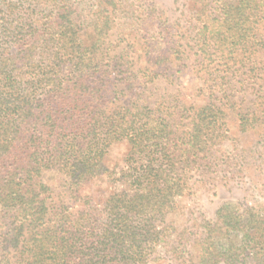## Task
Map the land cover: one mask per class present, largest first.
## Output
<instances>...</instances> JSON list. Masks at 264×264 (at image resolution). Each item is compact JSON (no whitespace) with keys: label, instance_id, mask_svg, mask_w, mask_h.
Masks as SVG:
<instances>
[{"label":"trees","instance_id":"1","mask_svg":"<svg viewBox=\"0 0 264 264\" xmlns=\"http://www.w3.org/2000/svg\"><path fill=\"white\" fill-rule=\"evenodd\" d=\"M15 2L0 18V264H150L172 251L166 217L189 191L199 159L226 134L219 86H230L239 69L245 80L257 69L264 81V0L193 1L207 99L190 106L183 128L149 105L118 101L159 75L132 69L123 50L105 46L120 0L98 1L89 22L72 0ZM186 46L170 56L181 59ZM238 116L241 132L259 119ZM120 142L125 155L108 166L105 156ZM104 175L106 194L87 191ZM262 210L222 204L203 224L193 264L256 260L247 252L261 241Z\"/></svg>","mask_w":264,"mask_h":264},{"label":"rangeland","instance_id":"2","mask_svg":"<svg viewBox=\"0 0 264 264\" xmlns=\"http://www.w3.org/2000/svg\"><path fill=\"white\" fill-rule=\"evenodd\" d=\"M15 1L0 0V18L7 14L12 5L10 2ZM72 1L81 4L89 22L98 1L102 0ZM118 1L114 0L115 3ZM120 1L122 5L112 9L114 26L109 31L105 46L112 53L123 50L132 69L148 67L159 75L151 81L138 80L140 87L130 92L127 89L120 92L118 101H123L124 105L128 102L149 105L159 113H168L173 119L176 118L175 121L183 128L181 126L187 122V114L192 113L190 106L203 104L207 99V91L202 92L206 86L203 85L205 77L200 69V57L193 48L195 28L191 14L194 0ZM14 4L17 6L18 2ZM85 35L90 39L89 28ZM178 44L187 46L186 54L176 60L170 54L178 48ZM220 68H213V73H219ZM250 74L256 76L246 77L245 80L244 71L239 69L232 77L230 86H219L218 97L227 113L226 134L212 146L210 153L199 159L202 166L189 174V191L177 199L176 210L166 217V224H170V241L175 240L172 251L164 252L161 258L150 264H193L197 254L194 245L203 236V224L215 219L216 211L222 204L233 206L238 211L255 205L264 209V81L259 79L261 74L257 69ZM132 93L136 95L131 96ZM117 96L118 93L112 94L111 100ZM239 113H255L259 119L253 127L241 132L238 128ZM125 151L124 143L112 144L105 156L106 164L112 166L120 162ZM50 176L47 174V178ZM55 179L54 174L50 182ZM110 188L107 175H104L93 181L87 191L104 195ZM62 192L63 188H57L54 199L58 200ZM261 213L264 219V210ZM230 236L237 245L240 244V234L234 232ZM214 239L220 241L218 235ZM260 239L256 248H248L247 252L249 257L256 256V260L246 259L238 264L264 263V229Z\"/></svg>","mask_w":264,"mask_h":264}]
</instances>
